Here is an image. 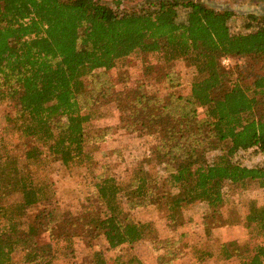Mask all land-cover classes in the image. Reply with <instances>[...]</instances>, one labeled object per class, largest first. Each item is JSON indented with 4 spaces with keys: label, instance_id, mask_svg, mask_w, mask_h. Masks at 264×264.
Here are the masks:
<instances>
[{
    "label": "trees",
    "instance_id": "trees-1",
    "mask_svg": "<svg viewBox=\"0 0 264 264\" xmlns=\"http://www.w3.org/2000/svg\"><path fill=\"white\" fill-rule=\"evenodd\" d=\"M106 1L131 0H0V103H13L0 115V264H79L70 260L78 236L106 242L82 264H111L109 250L153 236L152 222L131 213L147 205L174 229L200 214L206 239L192 244L191 264H264V203L247 200L244 240L214 234L239 221L223 210L231 188L264 191V160L239 158L264 153V17L250 14L233 32L235 12L211 0H148L131 10ZM133 53L158 54L165 66L186 60L196 71L190 92L161 96L134 80L121 89L108 82L89 99L85 78ZM225 56L243 61L225 66ZM108 102L120 111L117 128L155 143L124 177L96 175L79 212L63 210L48 161L96 164L88 127ZM173 243L158 264L184 254ZM115 262L144 264L133 254Z\"/></svg>",
    "mask_w": 264,
    "mask_h": 264
},
{
    "label": "rangeland",
    "instance_id": "rangeland-1",
    "mask_svg": "<svg viewBox=\"0 0 264 264\" xmlns=\"http://www.w3.org/2000/svg\"><path fill=\"white\" fill-rule=\"evenodd\" d=\"M148 0L124 1L119 7L111 1L106 3L113 8L120 9H138L146 5ZM209 5L221 9L228 8L235 12L230 20V28L233 32L244 30V21L250 14L264 17V0H211ZM183 14L181 10V15ZM243 58L230 61V64L242 62ZM232 62V63H231ZM261 61H255L254 67L258 68ZM195 69L184 59H178L170 65L165 66L162 63L161 56L158 54L133 53L130 56L121 59L116 66L109 70L97 69L92 75L85 78L91 96L97 94V90L112 82L116 89H121L130 85L134 80L144 83L145 88L152 93L161 96L170 92L175 94H187L190 92L191 83L195 77ZM174 77V81H168V75ZM85 101L86 96H81ZM5 111H13V103H0V115ZM120 111L115 102H108L99 107V111L93 116L89 123V140L87 147L92 150L97 163L87 167L73 166L66 168L60 161L49 160L47 164V173L54 182L56 199L61 209L77 213L87 202L89 195L95 192V176L110 172L118 177H124L128 167L136 161L144 158L149 153V148L155 143L154 138L149 135H143L139 132H128L117 128L119 124ZM91 137V138H90ZM223 146H227L224 144ZM217 151L208 154L211 159ZM241 161L247 164H257L264 160V153L257 154L246 152L239 155ZM251 187L242 191L241 188H231L230 196L223 210L232 219H238L236 223H241L245 214L246 202L253 198L258 204L264 203V191ZM245 202V203H244ZM132 218L152 222L155 228L152 237L139 240L131 245H122L113 250H109L107 255L111 264H116V256H122L126 259L128 255L137 256L144 264H158L157 257L163 253L170 245L175 244V248L184 252L182 260H174L172 264H191L192 253L185 248L190 244H196L206 239L205 233L196 229L178 227L171 228L165 216V211L155 205L138 207L131 211ZM187 218L191 213H186ZM192 216V215H191ZM194 219L196 214L193 215ZM235 224V223H234ZM42 239H47V233L41 235ZM84 236H78L74 239V252L71 261L79 264L88 263L94 250L104 248L106 245L103 237L89 241ZM264 243V239H261Z\"/></svg>",
    "mask_w": 264,
    "mask_h": 264
},
{
    "label": "crops",
    "instance_id": "crops-1",
    "mask_svg": "<svg viewBox=\"0 0 264 264\" xmlns=\"http://www.w3.org/2000/svg\"><path fill=\"white\" fill-rule=\"evenodd\" d=\"M181 228H184L185 230L188 229H196L198 231H202V233H205L204 225L202 224V218H200V214L196 213L195 219H191L190 221L184 225L181 226ZM214 234L220 240V242L228 241V240H238L242 241L245 238H247V230L244 227L243 223H235V224H227L218 228L214 229ZM192 244L188 245V247L185 248L186 251H189L191 253ZM183 256V255H182ZM183 257H180L177 260H182ZM215 260H217L216 256H213L208 260L209 263H214ZM230 264H241L240 261L237 258H232L229 261Z\"/></svg>",
    "mask_w": 264,
    "mask_h": 264
},
{
    "label": "built area",
    "instance_id": "built-area-1",
    "mask_svg": "<svg viewBox=\"0 0 264 264\" xmlns=\"http://www.w3.org/2000/svg\"><path fill=\"white\" fill-rule=\"evenodd\" d=\"M230 61H231V59L228 56H225L222 58V64L225 66L230 65Z\"/></svg>",
    "mask_w": 264,
    "mask_h": 264
}]
</instances>
